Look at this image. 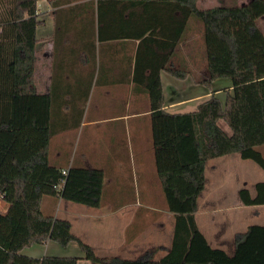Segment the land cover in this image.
Returning <instances> with one entry per match:
<instances>
[{"label":"trees","instance_id":"1","mask_svg":"<svg viewBox=\"0 0 264 264\" xmlns=\"http://www.w3.org/2000/svg\"><path fill=\"white\" fill-rule=\"evenodd\" d=\"M38 1L0 0V198L8 204L0 212V264L78 263L76 256L22 253L49 239L62 246L78 241L91 264H264V225L252 224L236 234L230 255L209 244L195 216L209 160L239 153L264 169V0H219L208 8L200 0H88L87 9L71 7L76 16L92 19V37L100 47L120 41L132 51L127 70H133L135 89L144 86L149 94L157 174L175 215L172 245L161 258L151 253L99 257L72 233L69 220L43 210L45 196L99 207L105 173L82 165L64 169L51 160L53 95L36 88ZM75 1L49 3L59 7ZM55 13L58 29L60 12ZM192 21L202 24L204 71L186 60L174 62L189 40ZM193 43L199 45L197 39ZM162 70L179 79L190 75L207 87L229 78L232 90L224 101L213 93L195 111L171 113L164 108ZM239 197L245 205H264V181L255 184L254 192L241 188Z\"/></svg>","mask_w":264,"mask_h":264},{"label":"crops","instance_id":"2","mask_svg":"<svg viewBox=\"0 0 264 264\" xmlns=\"http://www.w3.org/2000/svg\"><path fill=\"white\" fill-rule=\"evenodd\" d=\"M86 1L79 0L59 7H52L49 0L38 1L42 22L36 32V88L53 95L55 132L51 141L55 138L56 143L50 152L52 162L64 169L72 165L103 169L102 201L99 207H90L62 197L45 196L43 206L47 202L55 218L69 220L72 233L92 246L99 257L136 258L151 253L155 258H161L172 245L175 215L168 210L167 204L162 211L163 216L158 215L154 206L142 204L154 203L163 194L155 162L149 94L144 86L135 89L133 70H127L126 57L132 51L120 41L111 45L102 43L100 47V41L92 37V19L76 16L71 7L86 6ZM57 10L60 12L58 29L55 20ZM261 20L260 23L264 22V17ZM196 35L201 38L198 44H202L200 30L190 35L188 29L189 40L182 46L181 56L175 57L176 64L183 65L186 60L191 66L198 67L193 60L199 55L198 51L202 53V49L200 44L193 47ZM100 57L101 66L98 64ZM203 65L202 71L205 70ZM161 81L164 108L171 113L195 111L213 93L224 101L226 92L232 90L231 79L224 77L215 79L207 87L195 83L190 75L179 79L162 70ZM94 95L96 100H93ZM74 123L79 124L74 126ZM96 123L107 124L110 134L106 138L103 136L101 144L93 150L84 147L77 156L72 145L61 144L60 137L71 130L91 127ZM220 125L223 126L221 121ZM214 159L206 163V168L211 163L209 170L217 178L219 163L212 161ZM130 164L137 171L134 177L123 173ZM132 179L135 185H132ZM239 190L231 195L227 188H222L218 179L208 184L206 178L195 215L197 225L209 244L230 255L235 250L236 234L245 232L249 225L257 224L254 222L256 217L264 214V205L243 204ZM7 208L8 204L0 198V212H6ZM22 253L36 258L45 255L76 256L77 264H91L75 240L62 246L49 239L25 247Z\"/></svg>","mask_w":264,"mask_h":264},{"label":"rangeland","instance_id":"3","mask_svg":"<svg viewBox=\"0 0 264 264\" xmlns=\"http://www.w3.org/2000/svg\"><path fill=\"white\" fill-rule=\"evenodd\" d=\"M240 1H247V0H237V2H240ZM200 5L206 8L213 7V6L218 5V0H201ZM261 25L264 28V22H261ZM189 30H190V35L192 34L193 31L202 30V24L198 21L196 22L192 21L190 24ZM196 38H197V41H201L200 40L201 38L199 37V35H196ZM198 50H200V47L197 49V51ZM198 54L201 55V52L198 51ZM199 55L197 56V58H194L193 62L196 65L198 64L197 68L201 71V69H203L202 67L204 66L203 65L204 61L201 59V56ZM101 88H102V85H101ZM98 97H99V93H98ZM93 100H96L95 95L93 97ZM109 103H111V100L109 101ZM91 104L93 105V102ZM88 107H89V104L87 108ZM221 123L223 125L222 127H224L228 132H230V129L228 128L226 123L223 121H221ZM109 134L110 132H109V129L107 128V124L96 123V125H92L91 127H85V128L80 127V128L71 130L70 133L60 138H61V144L69 145L70 147L73 146V151L76 153L77 156H79L80 152L84 149V147H89L93 150L96 146H99L101 144L103 136L104 138H106L107 136H109ZM55 143H56V140L55 138H53V140L51 141V151H53L55 147L54 145ZM261 150L264 151V148L261 147ZM90 154H94V151H90ZM215 160L217 161V163H219V170L217 171V178L214 177V175H212L209 170V166L211 164L210 163L209 166H207L206 168L207 182L208 184H211V183H214L216 179H218V181L221 183L222 188H227L231 195L236 194L237 190L243 187H248L249 189H253L254 191L253 185L259 181H264V169L254 160L242 158L239 153L227 154L226 156L215 158L212 161H215ZM129 166L130 167L125 169L123 173L127 174V176L129 177L132 175L134 177L135 174L137 173L135 166H133L132 164H130ZM130 181L132 182V185H133L134 184L133 179ZM128 188L130 187L128 186ZM141 188L143 189L142 185H141ZM135 189L138 190V186H135ZM161 195L162 196L158 197L157 201H155L154 203L153 202H142L143 205L154 206V208L157 209V213L159 216L164 215L162 211L165 209V205H166L164 195L163 194ZM223 204L228 205V203L226 202H223ZM43 210L46 214H50L51 211L47 206V202L43 206ZM254 222L257 224L264 225V214L256 217V220ZM130 228L132 229L133 226Z\"/></svg>","mask_w":264,"mask_h":264},{"label":"built area","instance_id":"4","mask_svg":"<svg viewBox=\"0 0 264 264\" xmlns=\"http://www.w3.org/2000/svg\"><path fill=\"white\" fill-rule=\"evenodd\" d=\"M63 172L66 173V170H64Z\"/></svg>","mask_w":264,"mask_h":264}]
</instances>
